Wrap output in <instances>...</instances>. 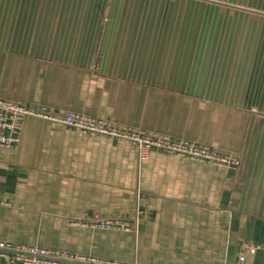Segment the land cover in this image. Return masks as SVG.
Segmentation results:
<instances>
[{
	"label": "crops",
	"instance_id": "crops-1",
	"mask_svg": "<svg viewBox=\"0 0 264 264\" xmlns=\"http://www.w3.org/2000/svg\"><path fill=\"white\" fill-rule=\"evenodd\" d=\"M0 98L238 160L142 158L127 139L27 116L0 147V243L100 263L264 264V0H0ZM137 211L132 231L89 224Z\"/></svg>",
	"mask_w": 264,
	"mask_h": 264
},
{
	"label": "built area",
	"instance_id": "built-area-1",
	"mask_svg": "<svg viewBox=\"0 0 264 264\" xmlns=\"http://www.w3.org/2000/svg\"><path fill=\"white\" fill-rule=\"evenodd\" d=\"M27 116L42 118L51 122L64 124L76 128L82 132L91 134H105L112 137L127 139L138 149L139 156L144 158L152 148H160L168 152L185 155L199 160H207L219 165L235 167L238 160L235 157L219 154L209 147L198 146L187 141H175L168 137L149 135L132 128H119L110 123L83 116L75 113H58L42 107L37 109L29 108L21 103L0 98V147H14L21 134L23 121ZM139 222L138 211L131 217L100 218L95 217L89 222L90 225L111 229L116 231H132L137 228ZM254 254L257 247L246 246ZM13 251V253L8 252ZM0 253L9 255L13 261H20L22 264H135L83 260L80 257L71 255L67 251L46 249L37 246H23L0 243ZM244 255H240L236 264H243Z\"/></svg>",
	"mask_w": 264,
	"mask_h": 264
},
{
	"label": "water",
	"instance_id": "water-1",
	"mask_svg": "<svg viewBox=\"0 0 264 264\" xmlns=\"http://www.w3.org/2000/svg\"><path fill=\"white\" fill-rule=\"evenodd\" d=\"M8 252H11V253H13V251H10V250H8Z\"/></svg>",
	"mask_w": 264,
	"mask_h": 264
}]
</instances>
